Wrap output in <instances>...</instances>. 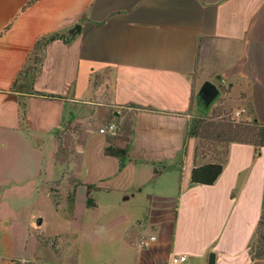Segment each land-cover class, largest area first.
Instances as JSON below:
<instances>
[{
	"label": "crops",
	"instance_id": "1",
	"mask_svg": "<svg viewBox=\"0 0 264 264\" xmlns=\"http://www.w3.org/2000/svg\"><path fill=\"white\" fill-rule=\"evenodd\" d=\"M204 82L264 124V0H0V193L73 182L70 220L86 186L88 210L142 198L117 264H264L250 255L264 147L229 143L212 185L189 182ZM107 147L125 149L121 167Z\"/></svg>",
	"mask_w": 264,
	"mask_h": 264
},
{
	"label": "rangeland",
	"instance_id": "2",
	"mask_svg": "<svg viewBox=\"0 0 264 264\" xmlns=\"http://www.w3.org/2000/svg\"><path fill=\"white\" fill-rule=\"evenodd\" d=\"M216 98L208 105L200 102L203 114L192 117L187 125L198 163L223 162L229 141L257 139L253 124L236 118ZM56 186H49L55 189L49 199L58 205L56 210L43 193H0V264H117L118 256L129 253L123 241L127 220L140 215L142 198L121 201L118 196L102 195L96 199L97 209L88 210L84 191L79 190L70 220L74 183L64 195ZM261 235L264 226L252 240V251L259 247Z\"/></svg>",
	"mask_w": 264,
	"mask_h": 264
},
{
	"label": "trees",
	"instance_id": "3",
	"mask_svg": "<svg viewBox=\"0 0 264 264\" xmlns=\"http://www.w3.org/2000/svg\"><path fill=\"white\" fill-rule=\"evenodd\" d=\"M199 102H201V101L199 100ZM250 123L253 124L252 125L253 129L256 132L255 133L256 138H257L256 141H253V143H252V142L246 141V140H244V141L232 140V141H229L228 144L233 143V142L248 144V145L252 146L254 148V150L264 147V124H258L255 122H250ZM187 136L190 137L188 134H187ZM104 153L108 156H111V157L118 159L119 167H121L122 159L125 157V154H126L125 149L107 147L104 150ZM225 156H226V153H225ZM223 164H224V160H223V162H220V163L219 162H212V163L207 162L201 166L192 168L190 171L189 182L191 184H194V185H212L214 183V181L216 180V178L218 177V175L220 174ZM153 173L156 174L155 169H153ZM90 188L91 187L86 186V198H85L86 208H91L94 206L93 200L89 196ZM52 202L54 205H56L55 201H52ZM69 208L71 209V199H70ZM261 226H264V213H262V215L260 216V220L258 222V226L256 228L254 237L257 235L258 230ZM254 237H253V239H254ZM251 243H252V241L250 242L251 259H264V235H261L259 247L257 249H255V251H252Z\"/></svg>",
	"mask_w": 264,
	"mask_h": 264
},
{
	"label": "water",
	"instance_id": "4",
	"mask_svg": "<svg viewBox=\"0 0 264 264\" xmlns=\"http://www.w3.org/2000/svg\"><path fill=\"white\" fill-rule=\"evenodd\" d=\"M217 95L216 88L210 84L209 82H204L199 88L198 97L202 101L204 105H208ZM40 220H36V224L38 225ZM214 256L212 254L208 255L207 264H213Z\"/></svg>",
	"mask_w": 264,
	"mask_h": 264
},
{
	"label": "built area",
	"instance_id": "5",
	"mask_svg": "<svg viewBox=\"0 0 264 264\" xmlns=\"http://www.w3.org/2000/svg\"><path fill=\"white\" fill-rule=\"evenodd\" d=\"M237 115V113L235 114V116ZM113 130V126L109 125L104 129H99L98 133L100 134H104L106 132L112 131ZM154 237L150 236L147 239L145 238H140L137 240L136 242V247L137 248H144L146 246H148L149 242L153 241ZM184 260L183 256H173L169 259V263L168 264H180L182 261Z\"/></svg>",
	"mask_w": 264,
	"mask_h": 264
}]
</instances>
